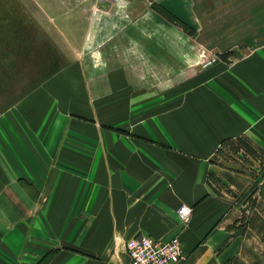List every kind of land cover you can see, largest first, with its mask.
I'll use <instances>...</instances> for the list:
<instances>
[{
  "label": "crops",
  "instance_id": "0c3cea01",
  "mask_svg": "<svg viewBox=\"0 0 264 264\" xmlns=\"http://www.w3.org/2000/svg\"><path fill=\"white\" fill-rule=\"evenodd\" d=\"M17 4L0 264H128L136 235H176L179 264H264V0Z\"/></svg>",
  "mask_w": 264,
  "mask_h": 264
},
{
  "label": "built area",
  "instance_id": "2783aa9c",
  "mask_svg": "<svg viewBox=\"0 0 264 264\" xmlns=\"http://www.w3.org/2000/svg\"><path fill=\"white\" fill-rule=\"evenodd\" d=\"M104 1V0H98ZM113 1V0H110ZM214 56L201 59L197 64L200 68L208 67L215 62ZM191 209L186 205H179L175 209V216L180 224H185ZM125 254L128 264H179L182 261L180 244L176 235L164 240H155L146 235H136L125 242Z\"/></svg>",
  "mask_w": 264,
  "mask_h": 264
},
{
  "label": "rangeland",
  "instance_id": "374dc122",
  "mask_svg": "<svg viewBox=\"0 0 264 264\" xmlns=\"http://www.w3.org/2000/svg\"><path fill=\"white\" fill-rule=\"evenodd\" d=\"M6 2V1H8L9 2V4H11L12 3V5H9V10L12 12H16V8L17 7H19V8H23L24 9V7L25 8H28V7H30L31 8V5L30 6H24V5H22V4H17L18 3V1L19 2H23V0H0V14H1V11H2V5H1V3L2 2ZM0 24H1V21H0ZM13 41H14V44H15V41H16V38H13ZM27 42H28V39L25 41V43L27 44ZM4 47V46H3ZM2 42H1V32H0V98H1V96H3V97H5V98H7V95L8 96H16V94H18V93H21L20 92V86H18V85H13V84H11V83H9L8 82V80L11 82V69L9 70V74H8V70L4 67V63L1 61V59L3 60V58H2V54L6 57V54L7 53H4L3 51H2V53H1V50H2ZM58 52H59V47H58ZM9 54V60L10 61H13V59L15 58V56H14V58H12L11 59V57H10V55H13V54H16V52H9L8 53ZM202 55H203V58H204V56L205 57H209V56H216V55H213V53H211L210 51H207V50H205V49H203V52H202ZM217 57V56H216ZM215 57V58H216ZM217 59V58H216ZM3 61H5V60H3ZM207 68V67H206ZM201 69H205V67H202ZM9 75V77L8 78H6V76H8ZM35 86H32V85H26L25 86V93L27 94L28 92H30V91H32V89L34 88ZM15 102V100H10V99H6L4 102H3V106H2V108H7V107H10L13 103ZM1 105H2V103L0 102V107H1ZM229 145H231V147L232 148H235L236 146H235V144H233V142H230V143H228ZM232 151V153L234 154L235 152H236V149L235 150H230V152ZM0 172H1V165H0ZM16 183H17V186H18V188H20V189H27V190H29L31 187H30V185H28V184H26V183H24V182H22V181H16ZM2 184V181H0V185ZM2 187H6V188H9V186H7V185H5V186H2ZM251 200H252V198H251ZM251 201H248V203H250Z\"/></svg>",
  "mask_w": 264,
  "mask_h": 264
}]
</instances>
